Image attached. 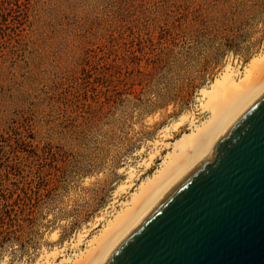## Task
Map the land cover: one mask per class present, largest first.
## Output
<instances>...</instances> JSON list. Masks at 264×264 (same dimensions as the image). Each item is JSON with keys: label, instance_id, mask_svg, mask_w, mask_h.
<instances>
[{"label": "rangeland", "instance_id": "374dc122", "mask_svg": "<svg viewBox=\"0 0 264 264\" xmlns=\"http://www.w3.org/2000/svg\"><path fill=\"white\" fill-rule=\"evenodd\" d=\"M263 52L264 0H0V264L99 233Z\"/></svg>", "mask_w": 264, "mask_h": 264}, {"label": "water", "instance_id": "95a60500", "mask_svg": "<svg viewBox=\"0 0 264 264\" xmlns=\"http://www.w3.org/2000/svg\"><path fill=\"white\" fill-rule=\"evenodd\" d=\"M105 264H264V92Z\"/></svg>", "mask_w": 264, "mask_h": 264}, {"label": "bare ground", "instance_id": "6f19581e", "mask_svg": "<svg viewBox=\"0 0 264 264\" xmlns=\"http://www.w3.org/2000/svg\"><path fill=\"white\" fill-rule=\"evenodd\" d=\"M250 61L242 77L226 65L210 88L201 89L202 105L209 116L200 123L190 120L191 130L169 144L171 148L161 158L160 167L145 176L128 199L119 202L120 209L104 222L99 233L87 240L79 236L71 254L58 249L62 254L58 264H105L113 250L180 180L203 160L212 159L217 140L264 92V52Z\"/></svg>", "mask_w": 264, "mask_h": 264}]
</instances>
